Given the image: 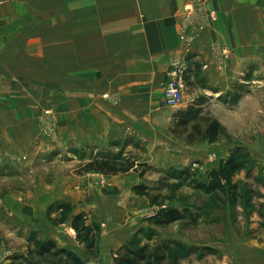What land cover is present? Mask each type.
<instances>
[{"label":"rangeland","instance_id":"1","mask_svg":"<svg viewBox=\"0 0 264 264\" xmlns=\"http://www.w3.org/2000/svg\"><path fill=\"white\" fill-rule=\"evenodd\" d=\"M229 7L238 10L227 11L225 46L217 41L209 42L210 62L219 69L224 66L229 74L224 87L207 84L197 74V95L193 100L181 104L182 99L177 108H166L170 131L179 115L187 111L195 115L193 122L202 130L203 135L195 143H186L185 135H174L178 140L194 148L220 145L228 146L229 150L223 157L211 153L204 161L198 159L184 166L180 163L161 169L150 165L143 177L139 176L143 167L132 171L138 182L135 185L151 187L152 193L163 196L160 201L169 197L166 206L186 211L187 216L182 222L157 226L148 219L160 207L142 196L148 201L146 207H136L123 221L126 226L135 221L134 232L120 248L109 251L113 264H119L123 247L137 250L146 245L150 264H154L153 252L161 253L167 248L170 264H264V248L247 245L264 239V214L260 216L254 211L258 205H264V152L260 150L264 144L261 142L264 138V0H235ZM3 37L0 33V38ZM15 48L18 47L0 45V264H84L87 259H97L106 253L104 246L109 245L106 238L109 241L114 238L112 235L106 241L101 238L103 224L118 218L107 214L108 211L101 218L91 213L86 216L73 212L70 203H49L48 199L63 189L60 187L63 180L84 177L92 178L93 182L95 177L89 174L99 172L78 174L77 167L94 156L116 155L122 150L123 159L149 166L144 161L148 151L133 141L116 147L112 141L97 146L84 142L79 103L72 106L71 114L66 77L19 78ZM222 50L226 57L218 65L216 55ZM192 53L193 48L188 57L189 68ZM202 63L200 59L194 60V66L200 69ZM188 78L183 94L192 88ZM22 81H26V90L22 88L21 93ZM78 95L79 92L77 98ZM46 111L50 114H45ZM211 120L217 121L222 130L214 142L208 140ZM180 171L218 187L211 195L195 191L188 183L172 178V173ZM44 186L48 200L45 208L40 197ZM61 242L68 247L60 245ZM48 243L54 249L44 253ZM160 264H166V260Z\"/></svg>","mask_w":264,"mask_h":264},{"label":"crops","instance_id":"2","mask_svg":"<svg viewBox=\"0 0 264 264\" xmlns=\"http://www.w3.org/2000/svg\"><path fill=\"white\" fill-rule=\"evenodd\" d=\"M189 1L0 0V33L5 36L0 38V45L18 47L13 53L17 56L19 78L66 77L71 114L79 103L84 142L97 146L112 141L116 147L133 141L148 151L144 161L161 169L180 163L184 166L198 159L204 161L211 153L223 157L228 146L194 148L172 135L169 113L163 105L165 72L181 51V12ZM203 1L217 13V18L193 42L187 82L192 88L184 91L181 104L197 95L195 75L219 88L224 87L229 76L224 66L219 69L210 62L209 42L225 46V17L228 10L237 12L238 9L229 7L235 0ZM198 59L204 62L201 69L194 66V60ZM205 65L208 66L203 68ZM21 83L22 93L26 81ZM191 89H195L192 94ZM211 94L217 96L215 91ZM71 138L75 140L73 135ZM261 142L264 143V138ZM260 148L264 152V144ZM128 173L89 174L95 177L93 182L92 178L84 177L63 180L60 183L63 189L48 199L49 203H70L73 212L86 216L91 213L101 218L108 211L107 214L118 218L103 224L100 235L109 245L104 246L107 251L103 256L94 259L101 264H113L109 251L120 248L135 229L136 222L126 226L124 218L136 207H146L148 202L131 191L138 182L132 171ZM41 188L45 208L48 200L45 186ZM107 236L114 239L109 241ZM61 244L68 247L67 243ZM247 245L264 248V239Z\"/></svg>","mask_w":264,"mask_h":264},{"label":"trees","instance_id":"3","mask_svg":"<svg viewBox=\"0 0 264 264\" xmlns=\"http://www.w3.org/2000/svg\"><path fill=\"white\" fill-rule=\"evenodd\" d=\"M194 116H191V112L187 111L185 113H181L175 123L173 129H171V133L176 135L177 137H184V141L188 144L195 143L199 138H201L202 130L198 123L193 122ZM188 129L191 131L188 132ZM208 140L209 142L217 141L220 136L222 135V130L219 123L215 120H211L209 122L208 128ZM124 152L122 150L119 151L116 155H99L94 156L90 159L87 163L79 164L78 165V174L89 173L90 171L99 172L106 175H117L119 173H127L129 171H135L137 167H143L139 172V176L143 177L148 170H150L151 166H147L145 163H136L135 160H130L128 158L123 159ZM252 169L248 170L251 171ZM185 171H180L179 173H172L173 179H178L181 182H186L193 190L202 191L204 194L211 195L212 191L218 187L217 184H208L206 181H201L198 179L193 178L191 175H186ZM231 175H228V177ZM165 178L162 179L164 181ZM161 181V182H162ZM232 188H236V185H232ZM160 188H158L159 190ZM133 193L145 196L150 200V204L158 205L160 208L156 211L154 215H152L148 220L149 222L154 223L157 226H167V224L175 223V222H182L187 216L186 211H178L172 207L166 206L167 199L169 197H164L163 201H160L161 197L160 194L152 193V188L147 187L144 184L135 185L132 188ZM234 201V200H232ZM233 203V202H232ZM236 201L233 205H235ZM254 211L259 213L260 216L264 214V205H258L254 208ZM262 229H264V224L262 225ZM48 247L43 248L46 253L47 251H51L54 249V245L48 243ZM131 246H135L131 243ZM147 245L137 250L130 249V248H122L119 254V264H150L148 261V254L146 253ZM123 252V253H122ZM122 253V254H121ZM154 264H160L162 260H166V264L169 263V255H168V248L163 249L161 253L153 252Z\"/></svg>","mask_w":264,"mask_h":264},{"label":"built area","instance_id":"4","mask_svg":"<svg viewBox=\"0 0 264 264\" xmlns=\"http://www.w3.org/2000/svg\"><path fill=\"white\" fill-rule=\"evenodd\" d=\"M216 19V12L208 9L203 0H190L185 4L182 10L180 20L179 40L181 44L180 53L172 58L166 72L167 80L163 90V105L166 107L177 108L183 99V87L189 76V55L193 48V42L210 24ZM226 57V52L222 50L220 55H216V62L221 65ZM206 68V65L204 66ZM105 98L109 99L108 95ZM45 114H50L46 111Z\"/></svg>","mask_w":264,"mask_h":264},{"label":"water","instance_id":"5","mask_svg":"<svg viewBox=\"0 0 264 264\" xmlns=\"http://www.w3.org/2000/svg\"><path fill=\"white\" fill-rule=\"evenodd\" d=\"M84 264H101L99 261H96L94 259H87Z\"/></svg>","mask_w":264,"mask_h":264}]
</instances>
